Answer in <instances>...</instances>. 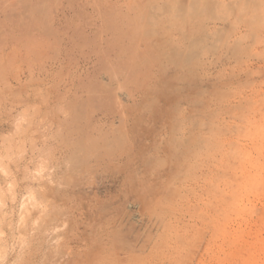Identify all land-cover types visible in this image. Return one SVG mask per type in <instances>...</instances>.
<instances>
[{
  "label": "rangeland",
  "instance_id": "1",
  "mask_svg": "<svg viewBox=\"0 0 264 264\" xmlns=\"http://www.w3.org/2000/svg\"><path fill=\"white\" fill-rule=\"evenodd\" d=\"M0 264H264V0H0Z\"/></svg>",
  "mask_w": 264,
  "mask_h": 264
},
{
  "label": "bare ground",
  "instance_id": "2",
  "mask_svg": "<svg viewBox=\"0 0 264 264\" xmlns=\"http://www.w3.org/2000/svg\"><path fill=\"white\" fill-rule=\"evenodd\" d=\"M60 1V0H59ZM57 3V2H56ZM2 11H4L3 9H1ZM47 12V11H46ZM9 15V16H8ZM8 19L9 20H15V19H17V15H14V14H9L8 13ZM19 17V16H18ZM105 17V16H104ZM20 18V17H19ZM107 19V18H106ZM11 21V22H12ZM107 21H109V20H107ZM15 22V21H14ZM49 30L51 31L52 29H48L47 31H45V32H49ZM108 30L109 31H114V30H118V28H116V27H113L112 25H108ZM139 33V32H138ZM136 34V35H134L135 37H131V39L134 41V42H136V40H138V42L140 41L139 40V38H140V36H139V34ZM51 34V33H50ZM49 35V34H48ZM76 36V34L74 33V32H71V34L69 35V33H67L62 39H61V41H62V45L63 44H65L66 46H68V44H69V42L68 43H64V41H66L67 39H71V37H75ZM79 36H82L83 37V39H85V40H87L88 38H89V36H87V35H79ZM136 37H139L138 39L136 38ZM141 39V38H140ZM140 43H141V41H140ZM138 48L140 49V46H138ZM62 51H64L63 49H62ZM125 52H127V51H125ZM142 52V50L140 51V53ZM140 53H139V55H140ZM97 54V53H96ZM151 54V57H152V53H149V55ZM65 55V56H64ZM63 55V60H64V64H66V63H72L73 61H74V59H76V58H80L81 60H83L86 64H90V61H91V59H92V57L93 56H95L94 55V52L93 51H90V52H86V49L84 48V46L82 47V49H80V51L78 50L76 53H75V55L74 54H70V53H65ZM148 54H146V56H147ZM148 55V56H149ZM142 55H140V57H141ZM155 57V56H154ZM115 58V57H114ZM153 58V57H152ZM143 60V59H142ZM145 61V60H144ZM146 61H149V60H146ZM59 62H61V60H59ZM143 62V61H142ZM148 63H151V62H148ZM103 65L104 66H107V68L108 69H113V70H111V73L115 70V69H117L116 70V72L114 71V77H115V80H116V78L119 76V75H121V74H125L124 76L126 77V75H128V79H130V78H133V76H132V74L135 72V66H131V65H126L125 63H123V61H118V60H114V61H106V60H104V62H103ZM143 65H145V62H144V64ZM151 64H147V66H148V68H150L151 66H150ZM76 66H77V64H76ZM150 66V67H149ZM77 69H76V72H78V70L80 69V65H78L77 67H76ZM143 68H144V66H143ZM142 68V69H143ZM82 69V71H84V73L87 71V73L89 72V68H84V67H82L81 68ZM84 69V70H83ZM151 70V69H150ZM141 71V70H140ZM101 72V71H100ZM147 72V71H146ZM116 73V74H115ZM118 73V74H117ZM136 73V72H135ZM83 74V73H82ZM81 73L80 74H77V75H75V78H74V81H76L77 79H79L80 77H81V75H82ZM113 74V73H112ZM139 74V73H138ZM236 74V73H235ZM147 76V75H146ZM114 77H112V78H114ZM121 77H123L122 75H121ZM127 78V77H126ZM137 78V77H136ZM118 79V78H117ZM125 79V78H124ZM123 79V80H124ZM172 79V78H171ZM130 80H132V79H130ZM119 81V80H118ZM125 81H127V80H125ZM129 81V80H128ZM136 81V80H135ZM124 82V81H123ZM130 83L132 82V81H129ZM164 82V81H163ZM168 82V81H167ZM167 82H164L163 84L164 85H162V84H160L161 85V87H162V89L166 86V83ZM118 83H122V81L120 80V82H118ZM159 83H161V82H159ZM172 84V86H173V82L171 83ZM101 85V84H100ZM100 85H99V87H100ZM122 85L123 84H120V86H119V88H123L122 87ZM169 85V86H168ZM102 86V85H101ZM172 86L170 85V84H167V87H170V88H172ZM142 88V87H141ZM85 89V88H84ZM100 89V88H99ZM169 89V88H168ZM88 90H89V95H90V98L91 99H93L94 101H97V102H99V105H100V103L101 102H103V101H105V102H107L106 100H108L107 98H104L103 99V97H99V98H97L96 97V95H97V90L95 89V88H88ZM163 90H165V91H167L166 89H163ZM177 90V89H176ZM111 91V90H110ZM109 92V91H108ZM136 92H138V91H136ZM101 93V92H100ZM104 93V92H103ZM106 93H107V91H106ZM130 93V92H129ZM139 93V92H138ZM131 94V97H133L134 99H135V97H136V93H135V91L132 93H130ZM166 94V93H165ZM167 95V94H166ZM164 96V95H163ZM109 98V97H108ZM106 99V100H105ZM81 100H83V99H81ZM109 101H112V99L110 100V98H109ZM109 101L107 102V103H109ZM92 102V101H91ZM115 102V100H113V102L111 103V104H113ZM80 103H82V102H80ZM104 103V102H103ZM169 103H171V102H169ZM110 104V105H111ZM77 107V106H76ZM79 107V106H78ZM81 111V110H80ZM84 111V110H83ZM72 114V113H71ZM80 161V160H79Z\"/></svg>",
  "mask_w": 264,
  "mask_h": 264
}]
</instances>
